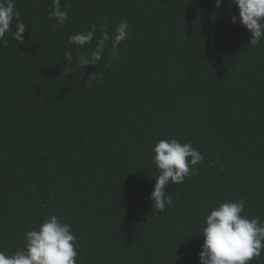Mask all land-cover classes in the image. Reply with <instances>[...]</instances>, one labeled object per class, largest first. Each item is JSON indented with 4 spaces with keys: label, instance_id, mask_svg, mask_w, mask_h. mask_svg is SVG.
I'll return each instance as SVG.
<instances>
[{
    "label": "trees",
    "instance_id": "16d2710c",
    "mask_svg": "<svg viewBox=\"0 0 264 264\" xmlns=\"http://www.w3.org/2000/svg\"><path fill=\"white\" fill-rule=\"evenodd\" d=\"M14 3L27 30L0 41V251L54 214L72 225L77 264H199L196 233L218 202L243 199L264 221V38L250 46L230 0H61L63 26L53 0ZM121 21L120 59L106 46L79 67L95 41L77 50L69 36ZM171 138L205 159L155 212L152 147Z\"/></svg>",
    "mask_w": 264,
    "mask_h": 264
},
{
    "label": "clouds",
    "instance_id": "9594fccd",
    "mask_svg": "<svg viewBox=\"0 0 264 264\" xmlns=\"http://www.w3.org/2000/svg\"><path fill=\"white\" fill-rule=\"evenodd\" d=\"M237 14L230 16V22L243 26L250 32L248 42L256 47L264 38V0H230ZM222 0H215V7H221ZM49 19L63 26L68 20V10L61 8V0H53ZM13 28L15 29L13 31ZM129 24L121 21L109 33L97 25L86 31L69 36V41L77 50L95 46L79 55V67L95 66L102 60L106 46L113 62L120 59V46L129 37ZM26 25L16 11L14 0H0V41L7 44L5 35L24 42ZM64 59L72 64L73 52L66 50ZM205 159L191 141L182 143L177 138L161 139L152 147V163L157 175L149 199L155 212H163L173 206V200L166 192V186L181 184L186 177L196 173L195 165ZM211 163V162H210ZM246 202L227 200L218 202L204 216L201 229L196 233L203 236L198 253L199 264H250L264 251V221L243 215ZM22 247L10 254L0 251V264H77L78 240L72 232V225L63 222L57 215L50 214L38 226L24 233Z\"/></svg>",
    "mask_w": 264,
    "mask_h": 264
}]
</instances>
